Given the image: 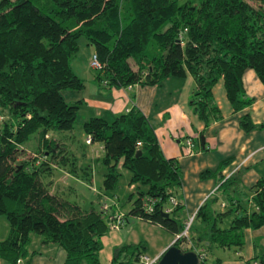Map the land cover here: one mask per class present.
Returning <instances> with one entry per match:
<instances>
[{
  "label": "trees",
  "instance_id": "obj_1",
  "mask_svg": "<svg viewBox=\"0 0 264 264\" xmlns=\"http://www.w3.org/2000/svg\"><path fill=\"white\" fill-rule=\"evenodd\" d=\"M83 38L94 46L102 64L96 76L107 86L160 85L169 77L192 75L196 88L190 104L206 126L222 117L214 95L221 80L235 112L255 101L245 91L247 69H253L264 84V4L256 6L248 0H1L0 215L7 217L11 230L0 240V259L9 264L23 262L34 233L45 244L63 246L65 264H101L102 238L109 229L106 211L84 208L63 193L52 192L50 186L54 166L61 163L57 158L62 156L51 132L73 129L79 113V103L66 101L63 91L85 86L72 65ZM241 126L246 131L264 130V121L256 124L248 114ZM83 128L92 144L103 145L106 191L118 187L119 165L131 174L135 190L129 196L127 225L130 218L139 217L176 235L182 232L184 226L178 220L163 214L182 185L181 166L177 158L165 156L149 118L132 108L111 122L91 117ZM237 179L234 174L223 181L221 191L229 195ZM251 192L252 208L230 198L225 211L207 210V204L199 210L198 217L208 224L196 239L203 243L201 247L242 248L245 230L264 225V179ZM149 197L158 200L151 214L143 209ZM173 245L184 251L196 248L195 244L184 247V239ZM142 254V243L122 246L115 261L140 264Z\"/></svg>",
  "mask_w": 264,
  "mask_h": 264
},
{
  "label": "crops",
  "instance_id": "obj_2",
  "mask_svg": "<svg viewBox=\"0 0 264 264\" xmlns=\"http://www.w3.org/2000/svg\"><path fill=\"white\" fill-rule=\"evenodd\" d=\"M88 48L92 49L93 55L94 46L89 45ZM74 62L75 59L72 61L75 72L85 82L83 89L91 83L95 95L102 96L105 92L103 98H106L105 104H96L91 107L90 114L84 117V123L94 116H101L111 122L117 115L132 108L140 109L153 125L165 156L178 159L182 170V185L174 191V196L180 204L172 208L169 213L170 217L178 220L182 226H185L190 217L195 216L190 240L197 249L203 247H201L203 243L196 240L197 237L208 229V224L198 217V212L204 205L207 204V210L221 212L227 209L229 199L233 198L235 202L248 203L252 208L251 188L260 179H264V130L256 128L246 131L241 126L242 117L248 114L256 124L264 121V84L253 69H247L243 79L246 94L255 99L254 103L235 112L228 99L224 82L221 80L214 87V95L222 111V117L206 126L194 113L190 104L196 88V80L190 74L186 77H169L160 85L142 86L138 84L117 88L107 86L97 78L96 73H93L95 69L91 67L89 61L80 65L81 68H77L79 71L75 69ZM166 85L167 91H164ZM69 90L71 89L66 90L68 94ZM80 97L76 94L69 99L70 102H79L81 109L82 104L86 103L88 98ZM82 130L85 132L84 128ZM202 136L205 140L204 146ZM189 138L194 142L192 152L187 146ZM54 167L55 171L60 170L63 173L64 178L74 177L73 173L61 167L60 163L55 164ZM233 170H236L234 174L238 175V179L234 189L230 190V194L227 195L221 191V184L226 180L225 175ZM206 171L211 173L203 176ZM134 187L135 185H130L129 181V196L134 192ZM51 191L62 193L61 190L52 188ZM126 205L130 206L129 209L125 208ZM131 205L132 202L128 197L126 204L123 206L119 204L118 207L121 206L120 209L124 212L127 209L126 212H128ZM166 206L170 207V202H167ZM136 219L157 228L159 232H165L162 245L155 251V257L161 258L168 247L176 241V233L161 224L139 217ZM10 230L11 226L7 217L0 215V240L7 238ZM141 243L144 254H146L145 249L148 246L146 242L140 241L128 245ZM205 250L208 264H264V225L260 228L245 230V244L242 248L212 246ZM66 260L67 250L63 246L56 243L45 244L39 234H32L28 255L23 258L22 263L65 264ZM115 260L116 255L112 259L113 264H116ZM0 264L9 263L0 259Z\"/></svg>",
  "mask_w": 264,
  "mask_h": 264
},
{
  "label": "rangeland",
  "instance_id": "obj_3",
  "mask_svg": "<svg viewBox=\"0 0 264 264\" xmlns=\"http://www.w3.org/2000/svg\"><path fill=\"white\" fill-rule=\"evenodd\" d=\"M248 1L256 6L264 4V0ZM42 2H47V0H42ZM86 43L85 38L81 39L80 50L74 58L75 69H80V65H83L86 61L91 62L92 49L88 48L89 45ZM93 71H95L93 73H96L98 70ZM97 85L99 86V83H97ZM92 87V84L89 83L85 89L69 90V94L66 90L63 91V96L68 102H70L69 98L76 94L80 95V98H88L86 103L82 104L81 109L79 108L80 111L73 129L53 130L51 132L52 140L58 142L59 151L64 155L59 157L61 167L69 171L73 170L75 174H73L74 177L68 176L64 178L60 170L55 171L54 169L52 180L50 177L47 181L49 179L51 180L50 186L53 190H61L67 198L81 204L84 208L95 206L97 209L101 210L104 204H108L111 208L105 214L106 218L109 219V216L116 210L113 199L118 206L119 204L122 206L126 204L129 197V181L131 174L127 169L119 165L121 177L118 182V187L114 191L105 190L104 173L106 171V166L101 159L104 152L102 148L103 145L99 142L87 144V134L82 130L84 117L90 114L91 107L96 104L103 105L106 101V98H103L106 89L102 88L104 93H102V96H97ZM164 91H167V85ZM65 156L67 160H65ZM19 159H21V157ZM129 207V205L125 206L127 209H129ZM127 209H125V212ZM189 220L190 219H188L187 222H189ZM193 224H195V221H192V226L194 227ZM129 226L130 229L127 234L124 235L122 232L123 229H112L109 225L108 232L103 239V248L99 253L102 264H113L112 259L115 257L118 248L123 245L136 244L140 241H144L148 244L145 249L147 257L150 259L156 258L155 251L162 245L165 232H159L157 228L136 218H130ZM127 227L128 226H125V228ZM191 231L192 230H190V232Z\"/></svg>",
  "mask_w": 264,
  "mask_h": 264
},
{
  "label": "built area",
  "instance_id": "obj_4",
  "mask_svg": "<svg viewBox=\"0 0 264 264\" xmlns=\"http://www.w3.org/2000/svg\"><path fill=\"white\" fill-rule=\"evenodd\" d=\"M90 65L93 69L95 70H101L102 69V64L101 61L97 55V53L95 52L92 55V59L90 62ZM104 84H106V81L103 82ZM86 142L87 144H92V137L90 135L87 136L86 138ZM187 146L190 152H192V147L194 146V142L191 138L187 139ZM236 172V170L233 171H229L225 176L226 179L230 178L234 173ZM157 199L156 198H145L143 201V209L145 211V213L151 214L155 211L156 208V204H157ZM169 202L171 204L170 207H165L163 209V211L165 212H170L172 208L177 207L180 202L178 201V199L175 196H171L169 199ZM113 203L114 206L116 207V210L113 212V214H111L109 216V225L111 226L112 229H116V230H120L123 229L126 226V213L118 208L117 203L115 202V200L113 199ZM111 207L108 206V204H104L103 206V210L104 211H109ZM195 216L190 217L189 222H186L184 229L182 232H180L179 234L176 235V240L177 239H184V247H192L193 244L191 243L190 240V230L192 227V221L194 220ZM195 251L198 253L199 255V264L201 262H203V264L205 263V261L207 260V252L205 249H197L195 248ZM159 257H156L154 259H150L147 257L146 254H142L140 257V264H157L159 261ZM17 264H23L22 263V259H19L17 261Z\"/></svg>",
  "mask_w": 264,
  "mask_h": 264
},
{
  "label": "water",
  "instance_id": "obj_5",
  "mask_svg": "<svg viewBox=\"0 0 264 264\" xmlns=\"http://www.w3.org/2000/svg\"><path fill=\"white\" fill-rule=\"evenodd\" d=\"M205 140L202 136V145L204 146ZM141 151H138L137 155H140ZM165 217H170L169 212L164 211ZM130 224L127 228H123L122 232L124 235L127 234V231L130 229ZM199 255L196 251H184L183 249L177 247L176 245H171L164 252L162 257L159 259L157 264H199Z\"/></svg>",
  "mask_w": 264,
  "mask_h": 264
}]
</instances>
